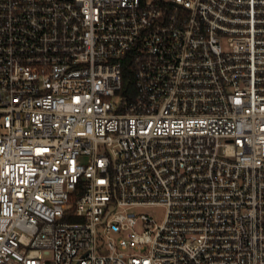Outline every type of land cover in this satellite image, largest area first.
<instances>
[{
	"label": "built area",
	"instance_id": "obj_1",
	"mask_svg": "<svg viewBox=\"0 0 264 264\" xmlns=\"http://www.w3.org/2000/svg\"><path fill=\"white\" fill-rule=\"evenodd\" d=\"M0 264H264V0H0Z\"/></svg>",
	"mask_w": 264,
	"mask_h": 264
},
{
	"label": "rangeland",
	"instance_id": "obj_2",
	"mask_svg": "<svg viewBox=\"0 0 264 264\" xmlns=\"http://www.w3.org/2000/svg\"><path fill=\"white\" fill-rule=\"evenodd\" d=\"M144 213L153 216L158 221H162L165 216V210L161 208L144 210Z\"/></svg>",
	"mask_w": 264,
	"mask_h": 264
}]
</instances>
